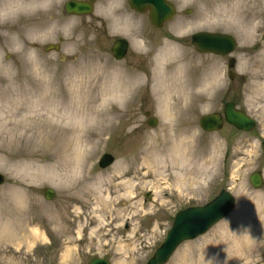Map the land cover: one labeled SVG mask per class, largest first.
I'll return each instance as SVG.
<instances>
[{
    "label": "rangeland",
    "instance_id": "374dc122",
    "mask_svg": "<svg viewBox=\"0 0 264 264\" xmlns=\"http://www.w3.org/2000/svg\"><path fill=\"white\" fill-rule=\"evenodd\" d=\"M28 1L0 0V264H88L95 257L147 264L177 212L204 206L222 190L233 194L234 210L167 264H264V222L251 219V235L246 226L264 209V188L250 183L254 172L264 175V0H170L177 15L160 29L121 0L109 29L106 0H95L88 17L66 15L68 0L26 8ZM197 32L236 39L232 83L230 56L199 53L191 42ZM114 36L131 43L122 61L110 54ZM59 38L61 50L49 51ZM177 71L179 89L162 91ZM112 80L117 91L137 89L121 107L111 99ZM77 92L87 106L70 108ZM228 101L256 120L255 129L225 124L204 132L200 118ZM78 111L85 112L82 127ZM168 134L185 139L190 155L174 157ZM79 151L88 161L75 172ZM104 153L114 163L101 169ZM48 188L53 200L44 197ZM247 235V247L230 254V240Z\"/></svg>",
    "mask_w": 264,
    "mask_h": 264
},
{
    "label": "water",
    "instance_id": "95a60500",
    "mask_svg": "<svg viewBox=\"0 0 264 264\" xmlns=\"http://www.w3.org/2000/svg\"><path fill=\"white\" fill-rule=\"evenodd\" d=\"M131 7L140 13L149 12L151 23L161 28L165 23L171 21L176 15L175 6L168 0H130ZM94 5L92 1L71 0L65 5V11L69 15L81 16L89 15L93 12ZM192 44L196 50L204 54H214L226 56L232 54L237 42L231 35L224 33L198 32L192 36ZM129 43L125 39H119L115 42L112 52L116 59H123L128 52ZM59 50V47L50 48ZM236 66V60L232 58L229 62V68ZM233 80L236 74L229 73ZM148 125L156 127L158 120L146 112ZM200 126L206 132L220 131L224 123L234 126L236 129L244 132L252 131L256 125L246 112L236 107L235 102H228L225 105L224 114L214 113L204 115L200 118ZM264 151V142L262 143ZM114 163V157L110 154H104L100 160V167L106 168ZM4 176L0 174V185L4 183ZM250 182L255 189L264 188V178L261 172H255L250 177ZM56 193L48 188L44 191V196L48 200H53ZM148 198H150L148 196ZM236 200L227 190H222L220 194L205 206H195L179 211L173 223L171 230L166 236L165 242L156 250L154 256L147 264H167L177 248L184 242L197 239L206 234L219 221L226 218L235 208ZM89 264H112L104 258H94Z\"/></svg>",
    "mask_w": 264,
    "mask_h": 264
},
{
    "label": "bare ground",
    "instance_id": "6f19581e",
    "mask_svg": "<svg viewBox=\"0 0 264 264\" xmlns=\"http://www.w3.org/2000/svg\"><path fill=\"white\" fill-rule=\"evenodd\" d=\"M42 0H29L28 2H24L23 4H25L26 8H29V7H35L39 2H41ZM207 1V0H206ZM209 1V0H208ZM233 4L232 1H230V4ZM233 8V6L231 7V9ZM18 7H14L12 8V10H10V8H8L7 10H4L3 14L4 16H10V13L13 12V10H17ZM171 52V50H170ZM169 52V53H170ZM179 78L181 79V74L177 71V73L171 78H164L163 80V84L161 85V90L162 91H166V90H170V91H177L179 89V84H181L179 82ZM114 80V79H113ZM109 81V86L110 87V90L109 92L110 93H114L112 95V100H114L116 103H118V106H122L124 105L130 98L131 96H133L135 94V91L137 90L136 88L134 87H131V89L129 91H124V92H121L120 91H117L116 89V86H115V82L114 81ZM165 81V82H164ZM139 86V85H138ZM116 92V93H115ZM105 96H110L109 93H104ZM79 97H81L79 95V93L77 92L75 94V98H72L73 100L70 101L67 105L70 107V108H75V109H79L80 107L83 106V104H81L80 106V103H84L86 106H87V101H81L79 99ZM105 100H107L106 98H104ZM89 103V102H88ZM163 106H165V112H166V118L167 120H171L173 118V109L172 107L167 104L166 102L163 103ZM78 113H80L79 115V118L77 120V124L82 127V124L85 122V119H84V113L85 112H81V111H78ZM111 117L109 118H106V121L108 122L110 120ZM172 134H168V136L170 137ZM171 140H173V142L170 141V139L168 137L165 138V141L164 143H172V155L174 157L178 156V157H185V156H188L190 155L189 151H188V142L181 138L179 140H174L173 136H171ZM90 150H88V148H86V150H84L83 153H89ZM82 153V154H83ZM90 154V153H89ZM86 155H84V159H82V155H81V151H79V154L75 155V157L73 158V164H74V169H76L75 172H82L83 170L82 169H79L80 167L82 168L83 166H85L84 164H86V162L88 161V158L86 157ZM86 157V158H85ZM84 161L83 164H81L82 162ZM79 169V170H78ZM251 219H256L258 222H264V209H260L259 211L257 210L256 213L250 215L247 217V223H246V226H247V234L251 235L255 230L254 228H252V226L250 225V220ZM249 235L247 236H243V237H240L236 240H230L232 241V243L229 244V249H230V254L233 253L235 251H238V250H241L242 247L243 248H246L248 244V239H249ZM200 237V236H199ZM246 244L245 247L243 244ZM242 246V247H241ZM233 255H231L232 257Z\"/></svg>",
    "mask_w": 264,
    "mask_h": 264
},
{
    "label": "flooded vegetation",
    "instance_id": "af4514ba",
    "mask_svg": "<svg viewBox=\"0 0 264 264\" xmlns=\"http://www.w3.org/2000/svg\"><path fill=\"white\" fill-rule=\"evenodd\" d=\"M92 1H94V5L96 6V1H95V0H92ZM119 1H120V0H106L108 6H112L110 9H111L113 12H112V11H108V14H107V20H108V22H107V21H104V22H103V26H104V28L109 29V27L111 26V24H114L113 21L111 22L112 19H115V20H118V19H119V16H120V15H119L118 13H115V12H117L118 9H119ZM121 1H122V2H121V7H122V8L124 7L122 3H124V5L127 6V8H128L129 13L133 14L134 16H136V15H140V13H138V12H136V11H134V10H132V9L130 8V6H129V0H121ZM91 16H93V14H92ZM109 21H110V22H109ZM120 38H124V37H121V36H114V37H113V44H114V42H115L117 39H120ZM112 46H113V45H111V46L109 47L110 54H111V56L113 57V59L116 60V59L114 58L113 54H112V51H111ZM60 49H61V47H60ZM130 49H131V45H130L129 51H130ZM129 51H128V54H129ZM127 56H128V55H127ZM230 91H231V90L229 89V92H230ZM224 105H225V104H224ZM224 105H223V108H222V113H223V111H224Z\"/></svg>",
    "mask_w": 264,
    "mask_h": 264
},
{
    "label": "clouds",
    "instance_id": "9594fccd",
    "mask_svg": "<svg viewBox=\"0 0 264 264\" xmlns=\"http://www.w3.org/2000/svg\"><path fill=\"white\" fill-rule=\"evenodd\" d=\"M0 19H2V17H0Z\"/></svg>",
    "mask_w": 264,
    "mask_h": 264
}]
</instances>
